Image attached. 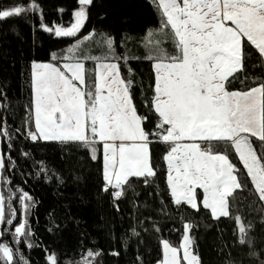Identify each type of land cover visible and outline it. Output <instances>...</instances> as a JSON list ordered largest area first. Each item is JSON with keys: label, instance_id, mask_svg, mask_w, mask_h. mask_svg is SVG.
Listing matches in <instances>:
<instances>
[{"label": "snow or ice", "instance_id": "6c2138e0", "mask_svg": "<svg viewBox=\"0 0 264 264\" xmlns=\"http://www.w3.org/2000/svg\"><path fill=\"white\" fill-rule=\"evenodd\" d=\"M151 3L161 13L160 26L148 32L159 39L152 41L147 56L137 60L149 62L154 74V95L149 102L154 117L137 112L134 93L138 70L127 55L117 52L125 38L111 24L100 26L105 23L104 16L97 24L92 23L91 9L96 0H75L72 8L58 5V19L53 21L47 19L43 0L0 3V34L4 37L30 39L35 46L37 34L45 33L55 40L75 41L67 46L68 53L83 41L104 52L79 57L54 50L45 57L34 54L29 60L30 103L25 106L22 127L8 125L9 85L0 82V137L7 138L9 149L7 157L0 153V172L16 163L13 135L33 145L83 146L90 149L89 158L98 163L102 145L101 191L109 193L111 189L114 207L119 211L118 200L125 195V186L131 187L130 178H143L147 185L149 177L156 176L151 146L165 144L168 150L162 159L167 164L166 183L173 204L196 211L202 207L214 221L233 218L229 197L234 190L244 189L243 172L258 194L257 212L262 214L259 223L264 224V76L254 77V86L246 89L233 86V81L244 84L249 79V61L254 57L259 69L264 70V0ZM66 14L69 18L65 21ZM121 23L129 21L124 18ZM169 35L174 55L162 47ZM87 61L94 64V89L81 87L86 85L90 71ZM153 119L154 127L149 130L145 121L152 124ZM213 144L223 145L224 150H216ZM233 154L242 168L233 162ZM22 155L31 153L24 151ZM64 182L61 176L60 183ZM197 189L202 190V199ZM9 191V199L15 196L22 206L23 218L14 207L6 215L5 198L0 195V235L11 237L15 244L0 243V264H30L20 246L29 251L33 247L28 216L33 197L23 189L19 196ZM233 220L235 243L247 248L244 255L251 264H264V248L249 235L254 225L246 224L238 213ZM3 225L8 226L6 232ZM153 228L162 232L158 224ZM192 228L190 222L183 224L178 245L162 238V258L156 264H202L190 235ZM132 235L139 241L141 232L133 228ZM44 251L46 264H59L54 252ZM102 254V250L89 249L76 264H97L94 258ZM110 254L118 257L120 252L113 250ZM138 261L143 264L139 255ZM226 264L244 262L229 259Z\"/></svg>", "mask_w": 264, "mask_h": 264}, {"label": "trees", "instance_id": "16d2710c", "mask_svg": "<svg viewBox=\"0 0 264 264\" xmlns=\"http://www.w3.org/2000/svg\"><path fill=\"white\" fill-rule=\"evenodd\" d=\"M11 2L0 0L2 4ZM74 3L75 0H43L47 19H58V5L72 8ZM101 16H104L105 23L100 26L111 24L125 38L117 52L127 55L132 66L138 70L134 93L138 114L154 117V112L149 108L154 95V74L149 62L138 61L137 58L147 56L153 48L152 40L146 37L149 28H159L161 13L156 11L151 0H96V6L91 9L92 23L97 24ZM68 18L66 14L64 20ZM124 18L128 19V24L121 23ZM24 31L27 32V28ZM73 43L75 41L68 38L55 40L45 33H39L34 46L30 39L21 41L0 34V82L9 85L11 107L7 119L10 128L24 125L25 106L30 103V58L34 54L45 57L49 50L68 55L67 46ZM162 47L169 55L175 54L173 39H163ZM70 55H104V52L97 50V46L90 41H83ZM86 67L90 71L86 85L81 87L94 89L95 76L91 72L93 62L87 61ZM261 76H264V70L259 69L254 57L249 61V79L244 84L239 80L233 81L234 89L254 86L253 78L259 79ZM145 124L151 130L155 120L152 124L145 121ZM0 138L2 153L7 157V138ZM253 141L256 143L255 139ZM213 147L218 151L224 150L223 145L213 144ZM151 148L156 176L149 177L150 183L147 185L143 178H130L131 187L125 186V195L119 198L117 211L110 195L111 190L109 193L101 191L102 145L101 161L98 163L89 158L90 149L83 146L59 143L33 145L24 137L13 135L12 156L16 163L14 167L9 165L2 171L1 193L5 198L6 215L10 207H14L21 218L22 206L15 196L9 199V190L19 196L23 189L33 197L29 201L31 207L28 212L33 247L29 251L23 245L20 246L25 260H30V264H46L44 249L47 248L56 254L59 264H76L91 249L103 252L94 258L97 264H139L138 255L143 259V264H156L162 258L161 239H169L174 246L178 245L183 235V224L190 222L193 225L190 235L195 241V251L199 253L202 264H226L229 259H243L244 264H251L244 255L247 248L235 243L233 220L238 213L246 224L251 222L254 228L249 235L255 238L258 247L264 248V224L259 223L262 214L257 212L258 194L250 179L242 172L244 189L234 190L229 197L233 218L214 221L210 212L202 207L196 211L190 206L182 204L177 207L172 203L166 183L167 164L162 159L168 147L165 144H153ZM24 151L31 155L23 156ZM257 151H260L258 145ZM232 159L242 168L234 154ZM61 176L64 177V183H60ZM76 177L79 179L72 182ZM197 191L202 199V191ZM154 224L160 225L162 232L154 231ZM2 228L6 232L8 226L3 225ZM133 228L141 232L139 241L132 235ZM0 243H10L15 247L7 235H0ZM113 250L119 251L120 255H111Z\"/></svg>", "mask_w": 264, "mask_h": 264}, {"label": "crops", "instance_id": "0c3cea01", "mask_svg": "<svg viewBox=\"0 0 264 264\" xmlns=\"http://www.w3.org/2000/svg\"><path fill=\"white\" fill-rule=\"evenodd\" d=\"M148 40H157V39H159V38H155L154 36H151L150 34H148L147 35V37H146ZM164 39H169V40H172V37L169 35L168 37H166V38H164ZM68 55H70V53L68 54ZM71 56V55H70ZM253 139H255V138H253ZM202 147H204V145H202ZM202 191V190H201ZM181 255H182V250H181Z\"/></svg>", "mask_w": 264, "mask_h": 264}, {"label": "rangeland", "instance_id": "374dc122", "mask_svg": "<svg viewBox=\"0 0 264 264\" xmlns=\"http://www.w3.org/2000/svg\"><path fill=\"white\" fill-rule=\"evenodd\" d=\"M0 153H2V148H1V138H0ZM3 154V153H2ZM0 177H2V172H0ZM1 181L2 179H0V195H2L1 193ZM198 190V189H197Z\"/></svg>", "mask_w": 264, "mask_h": 264}, {"label": "built area", "instance_id": "2783aa9c", "mask_svg": "<svg viewBox=\"0 0 264 264\" xmlns=\"http://www.w3.org/2000/svg\"><path fill=\"white\" fill-rule=\"evenodd\" d=\"M111 190V189H110Z\"/></svg>", "mask_w": 264, "mask_h": 264}]
</instances>
